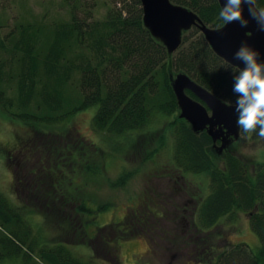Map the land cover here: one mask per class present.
<instances>
[{
    "label": "rangeland",
    "instance_id": "obj_1",
    "mask_svg": "<svg viewBox=\"0 0 264 264\" xmlns=\"http://www.w3.org/2000/svg\"><path fill=\"white\" fill-rule=\"evenodd\" d=\"M106 6L107 1L99 0L94 15L102 17ZM70 15L65 0H0L1 32L13 33L11 37L17 35L16 25L22 20L51 21ZM15 52L12 56L9 48L0 50V76L4 79L0 81V191L21 217L12 224L0 218V251L18 250L0 258V264H23L24 256L31 264H214L213 247L245 243L259 249L261 242L251 227L249 211L234 207L215 224L202 223V205L211 191L210 169L185 167L179 133L189 122L175 123L181 118L179 108L157 111L145 127L119 133L95 126V105L76 109L53 127L29 123L18 117L29 109L19 105V80L6 79L11 66L18 68L21 51ZM75 91L64 97L75 96ZM30 108L40 117L43 109ZM67 131L76 135L65 140L70 164L57 171V136ZM229 150L247 160L253 170L254 161L264 158V139L253 140L241 132ZM208 151L214 167L223 171L225 154L210 147ZM49 169L52 175L66 172L70 177L60 182L56 176H42L37 171ZM19 174L21 177L16 176ZM40 177L53 180L51 188L57 183L80 189L73 195L72 206L68 207L70 202L67 206L72 214L60 208L50 219L42 212L38 195L50 188L44 189L43 183L40 189L33 186ZM174 184L182 193L172 196L168 191L176 189ZM84 203L88 209L79 207ZM43 205L56 207L55 202ZM123 222L124 228L138 224L135 236L123 238ZM49 248L67 260H52L44 253H50ZM110 252L114 258L108 256Z\"/></svg>",
    "mask_w": 264,
    "mask_h": 264
},
{
    "label": "trees",
    "instance_id": "obj_2",
    "mask_svg": "<svg viewBox=\"0 0 264 264\" xmlns=\"http://www.w3.org/2000/svg\"><path fill=\"white\" fill-rule=\"evenodd\" d=\"M105 1L106 11L98 17L94 15V9L99 0H65L71 10L68 18L22 20L16 25L18 32L13 37V33L2 35L0 24V50L9 48L12 56H15V51H21L17 57L18 68L11 66L6 78L8 82H12L13 78L19 80V105L29 108L19 113L20 119L53 127L59 119L63 120L76 109L95 105V126L115 133L138 130L145 127L157 111L179 108L171 84V70L184 71L222 99L235 102L233 73L224 67L228 62L214 52L197 26L185 31L179 48L169 54L163 42L145 26L141 0ZM172 1L196 11L207 25L218 27L223 24L218 17L221 8L218 0ZM256 4L264 7V0H256ZM68 77L74 81L70 82ZM3 80L0 76V81ZM71 90H76L75 96L65 98ZM29 106L43 109L40 117L32 113L33 109ZM181 120L188 123L184 118H177L175 123ZM241 131L245 132L243 128ZM62 133L61 136L57 134L55 148L59 155L54 162L58 165L54 164L57 171L70 164L66 160L70 153L65 140L76 138L73 132L71 135L68 131ZM245 133L253 140L264 139L255 131ZM179 138L185 167L192 171L210 169L211 191L202 205V223L211 226L237 207L252 213L251 227L261 242L256 250L245 243L213 247V263L264 264V158L256 159L253 170H250L247 160L227 150L223 157L225 168L221 171L212 164L208 151L212 138L206 130L196 133L189 123L187 126L183 124ZM62 155L63 163L60 162ZM37 171L42 176H56L60 182L70 177L66 172L52 175L50 169ZM16 176L21 177V174ZM41 177L33 186L38 185L40 189L43 183L44 189L50 188L45 189L47 193L38 190V201H42L40 207L44 209L42 212L50 219L60 208L67 215L72 214V209L67 211V206L80 189L57 183L54 185L56 188H51L53 180L47 178L44 181ZM31 195L35 197L33 193ZM47 202H55L56 207L47 208V204L43 205ZM71 206L72 203L68 207ZM79 207L88 209L85 203ZM19 215L21 217V213L14 211L0 191V218L12 224ZM75 218L79 220L77 215ZM136 225L133 222L129 228H124L123 222L120 225V230L124 229L123 238L135 236ZM50 250V253H44L52 260H67L57 257L54 249ZM12 253L16 254L18 250L0 251V258ZM108 256L114 258L111 252ZM24 259L23 264H31L29 257L24 256Z\"/></svg>",
    "mask_w": 264,
    "mask_h": 264
},
{
    "label": "water",
    "instance_id": "obj_3",
    "mask_svg": "<svg viewBox=\"0 0 264 264\" xmlns=\"http://www.w3.org/2000/svg\"><path fill=\"white\" fill-rule=\"evenodd\" d=\"M223 6L224 0H218ZM143 21L151 33L166 46L169 54L179 48L183 32L197 26L204 34L214 52L233 66L239 63L234 50L241 42H248L261 53L264 59V31H260L256 21L248 17V24L242 26L238 21L215 27L203 22L193 9L172 0H141ZM256 7H258L255 4ZM247 15V6H245ZM171 84L180 108L179 116L185 118L195 132L207 130L213 139L212 148L222 154L230 149L234 140L239 139L241 127L237 125L235 102H227L217 94L193 79L188 73L170 72ZM192 91L197 98L190 95ZM221 144L217 145V140Z\"/></svg>",
    "mask_w": 264,
    "mask_h": 264
},
{
    "label": "clouds",
    "instance_id": "obj_4",
    "mask_svg": "<svg viewBox=\"0 0 264 264\" xmlns=\"http://www.w3.org/2000/svg\"><path fill=\"white\" fill-rule=\"evenodd\" d=\"M255 4L256 0H224L218 17L223 24L238 21L242 26L247 25L251 17L259 30L264 31V7ZM232 55L239 63L235 66L228 63L224 67L233 73L236 123L245 132L255 131L256 135L264 137V59L248 42H241Z\"/></svg>",
    "mask_w": 264,
    "mask_h": 264
},
{
    "label": "flooded vegetation",
    "instance_id": "obj_5",
    "mask_svg": "<svg viewBox=\"0 0 264 264\" xmlns=\"http://www.w3.org/2000/svg\"><path fill=\"white\" fill-rule=\"evenodd\" d=\"M174 187H175L176 189H175V190H171L170 192L168 191V194L174 196V194H175L176 192L182 193V192H180V190H179V188H178V185L174 184ZM166 191H167V190H166ZM182 220H183V218H181L179 221H182Z\"/></svg>",
    "mask_w": 264,
    "mask_h": 264
}]
</instances>
